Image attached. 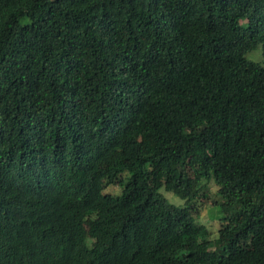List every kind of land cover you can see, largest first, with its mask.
Returning <instances> with one entry per match:
<instances>
[{
	"label": "trees",
	"instance_id": "obj_1",
	"mask_svg": "<svg viewBox=\"0 0 264 264\" xmlns=\"http://www.w3.org/2000/svg\"><path fill=\"white\" fill-rule=\"evenodd\" d=\"M256 49L264 0H0V264H264Z\"/></svg>",
	"mask_w": 264,
	"mask_h": 264
},
{
	"label": "rangeland",
	"instance_id": "obj_2",
	"mask_svg": "<svg viewBox=\"0 0 264 264\" xmlns=\"http://www.w3.org/2000/svg\"><path fill=\"white\" fill-rule=\"evenodd\" d=\"M260 51V50H259ZM249 59L264 61V55L258 52V50H253L246 54ZM120 186L117 184L110 185L106 188L108 193H118ZM105 191V190H104ZM216 186L211 181L205 188V196L198 197L194 203L198 207V215L196 218L197 223L203 224L208 229V234L206 237L214 238L216 236L217 230L220 226L221 218L223 214L219 212L218 205L214 203L215 200H219V196L216 195ZM162 196L170 204L176 206H183L185 204L184 199L180 198L171 191L165 190L164 188L160 190ZM216 202V201H215Z\"/></svg>",
	"mask_w": 264,
	"mask_h": 264
}]
</instances>
